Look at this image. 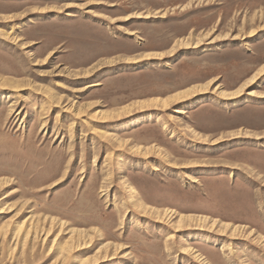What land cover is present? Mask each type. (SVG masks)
Here are the masks:
<instances>
[{"label": "rangeland", "instance_id": "1", "mask_svg": "<svg viewBox=\"0 0 264 264\" xmlns=\"http://www.w3.org/2000/svg\"><path fill=\"white\" fill-rule=\"evenodd\" d=\"M262 64L264 0H0V264H264Z\"/></svg>", "mask_w": 264, "mask_h": 264}, {"label": "bare ground", "instance_id": "2", "mask_svg": "<svg viewBox=\"0 0 264 264\" xmlns=\"http://www.w3.org/2000/svg\"><path fill=\"white\" fill-rule=\"evenodd\" d=\"M187 43H189L188 41H186V44ZM183 43H182V41H180V43H178L176 46H174L173 47V50L175 49V47H179V46H181ZM151 53V52H150ZM264 69V64H262L250 77H248L247 79H246V81L245 82H243L240 86H239V88L238 89H236V92L237 91H241L242 89H244V87L254 78V77H256V75H258V73L259 72H261L262 70ZM87 72V71H86ZM97 83H91V84H86L83 88H87V87H89V86H94V85H96ZM208 88V85H205V84H194V85H191V86H188V87H185L184 89H182V90H180V91H177V92H175V93H173L172 95H170L168 98H165V99H162L161 100V104L162 105H164V107L166 106V105H168L169 103H171L172 101H176V100H179V99H182V98H185V97H188V96H190V95H192L193 93H195V92H198V91H200V90H206ZM250 93L251 94H255V91L254 90H252V91H250ZM258 94V93H257ZM156 99V98H155ZM154 100V99H153ZM152 100V101H153ZM158 100H156V101H154V102H157ZM169 106V105H168ZM158 118H160V117H158ZM69 152V151H68ZM81 173L83 172V170H81L80 171ZM189 179L191 180V181H193V180H195L193 177H191V175H190V177H189ZM143 209V211H145V208H142ZM166 211V210H165ZM174 212L171 210V212H170V214H173ZM186 216V215H185ZM177 222H178V224L180 223V222H182L183 220L184 221H187V220H185L184 219V217H182L181 215H177ZM201 218V217H200ZM189 219V218H188ZM199 219V218H198ZM177 225V224H176ZM178 226V225H177ZM20 227H21V225H19L18 226V228H17V231H19V229H20ZM74 229V228H73ZM234 229H236V226H235V228ZM70 231H72V230H70ZM28 236H31V232H30V229L29 228H26L25 230H24V232H23V237L24 238H27ZM61 250V249H60ZM88 261V257H85V256H83V257H80L79 258V260H78V264H84V263H86Z\"/></svg>", "mask_w": 264, "mask_h": 264}]
</instances>
